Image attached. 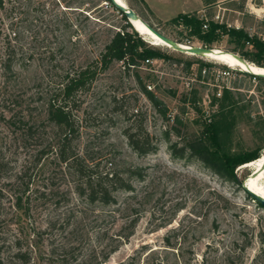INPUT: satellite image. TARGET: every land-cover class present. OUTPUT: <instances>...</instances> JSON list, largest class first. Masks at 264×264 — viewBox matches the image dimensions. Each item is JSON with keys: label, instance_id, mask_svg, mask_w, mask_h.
Masks as SVG:
<instances>
[{"label": "rangeland", "instance_id": "rangeland-1", "mask_svg": "<svg viewBox=\"0 0 264 264\" xmlns=\"http://www.w3.org/2000/svg\"><path fill=\"white\" fill-rule=\"evenodd\" d=\"M124 2L177 42L206 47L183 18L173 22L205 6L202 20L208 26L203 25V33L213 21L227 29L245 28L251 39L264 43V0ZM33 4L42 15L37 25L42 37L53 38L54 55L50 48L37 49L33 59L24 62L17 51L13 71L5 77L0 70V115H14L35 126L31 137L0 116V264H23L12 258L16 237L32 254L27 264H47L51 258L54 264H119L144 244L138 264H264V208L242 184L222 177L191 149L211 146L205 125L220 121V153L264 155V80L171 48L138 31L107 1ZM47 19L54 21L52 33ZM122 27L159 55L136 67L114 61L89 90L78 94L77 106L70 104L79 128L76 150L96 158L101 168L116 167L133 185L132 192L118 195L115 211L80 198L77 178L52 155L40 162L35 155L62 135L47 118L52 95L63 88L68 75L96 59ZM211 46L247 62L256 52L253 42L237 47L228 35ZM146 90L163 104L156 106ZM140 126L155 147L144 155L134 151L127 133ZM243 166L236 169L238 178L249 177L251 182L257 166ZM134 170L143 176H130ZM256 182L264 193V171ZM18 196L23 197L20 206ZM133 219L138 221L131 235Z\"/></svg>", "mask_w": 264, "mask_h": 264}, {"label": "trees", "instance_id": "trees-1", "mask_svg": "<svg viewBox=\"0 0 264 264\" xmlns=\"http://www.w3.org/2000/svg\"><path fill=\"white\" fill-rule=\"evenodd\" d=\"M32 1L0 0V70L1 74L5 77L13 71L17 51H20V60L24 62L33 59L37 54V49L45 48L48 51L51 49V57L54 55L53 47L50 44L53 38L50 34V38L48 36L42 37L43 33L37 26L42 15L39 14L38 4H33L31 7ZM100 1H107L125 20H128V17L123 11L118 9L111 0ZM30 11L34 12L33 17H31ZM180 18H183L184 23L191 27V34L197 35L206 47L211 48L213 42L221 40L223 35H228L230 41L237 47H244L247 42H253L256 52L251 55L253 57V63L248 61V64L264 67L263 41L256 37L251 39L249 33L244 29H227L226 25H220L212 21L209 30L203 33L202 27L205 23L197 14L190 16L181 14L173 19V22H178ZM46 25L48 33L55 31L54 21H48L47 19ZM158 55V53L151 49H147L144 46L143 40L134 37L132 32L128 31L126 27H122L115 33L112 40L105 46V49L99 56L85 67L77 70L72 76L68 75V80L63 85V88L54 93L50 99L47 118L55 126L56 130L62 132V135H59V139L55 144L45 145L44 148L38 150L35 158L37 162H40L52 155L54 160H57L60 165L64 166L70 174L77 178L78 195L88 203L114 207L117 208L115 209L116 211L118 210L119 204L118 195L122 191L132 192L134 189L133 185L124 178L119 169L116 167L108 169L101 168L100 161H96L94 157L89 159L90 157L81 155L74 147L73 143L78 137L79 129L72 114L73 106H77L76 97L80 92L89 90L97 76L108 69L114 61H123L129 67H136L141 61L151 59ZM255 77L264 80L262 76L255 75ZM146 93L156 106L163 104L152 92L146 90ZM223 113L221 117L226 120L227 116ZM0 116L3 120L11 122L16 128L25 131L26 135L31 137L35 135V132H33L35 126L30 125L24 119L19 118L17 120L14 115L7 118L4 113H1ZM222 127L223 125L220 121L216 124H206L204 132L211 139L212 145H202L201 148L192 145L191 149L194 150L195 154L204 163L213 168L222 177L241 186V181L236 172L237 167L258 160L264 155L260 156L255 151L234 155L220 153L219 140L224 130ZM140 132H144L145 135H141ZM127 133L129 143L135 152L144 155L154 151L155 147L151 145L150 135L145 132L142 126L139 127V131L131 132V130H128ZM212 146H215V151L214 149L212 150ZM21 174V179H23L27 174L26 167ZM133 175L143 176L142 173H138L136 170L130 172V176ZM243 189L248 196L263 207L245 188ZM22 201L23 197L18 196L17 206L22 205ZM137 221L138 219L131 221L133 228L131 235L134 233ZM12 242L14 248L12 258L22 259L23 264L31 262L32 254L29 249H24L20 238L16 237ZM146 247L147 244L142 245L141 250L137 249L134 255L129 256L119 264H138L141 251ZM117 248L115 247L112 252L116 251ZM227 258L229 260L230 257ZM162 262L158 261L156 264H162ZM47 264H54L52 258L49 259V263Z\"/></svg>", "mask_w": 264, "mask_h": 264}, {"label": "bare ground", "instance_id": "bare-ground-1", "mask_svg": "<svg viewBox=\"0 0 264 264\" xmlns=\"http://www.w3.org/2000/svg\"><path fill=\"white\" fill-rule=\"evenodd\" d=\"M120 3L126 4L124 2V0H118ZM132 24L135 26V28L148 35L151 37H154L158 40H160L162 43L170 46L171 48L172 45H170L169 43H167L165 40H163L161 37H159L156 33H154L149 27L148 25L142 20V19H136V20H132ZM180 43L182 46H189V44H184L181 42ZM211 51H207L204 52V54L202 56H205L207 58H210L211 60H217L220 62H223L224 64H227L229 66H233V67H239L244 71H250L251 73H264V67H260V66H254L251 64H248L247 60L242 59L241 57H239L238 55L234 54L236 57L227 54L226 52H224L223 50H217L215 48H211ZM191 54V53H189ZM252 164H256L257 169L255 171H252L251 175L254 176L253 180L251 182L248 181L249 177L246 179V185H248L253 191H255L256 193L263 195L264 193L262 191V189L260 188V185L258 184L257 181V176L262 173L264 171V156L262 158H260L258 161L254 160L252 162L246 163V165H252ZM244 164V166H246ZM243 166V167H244Z\"/></svg>", "mask_w": 264, "mask_h": 264}, {"label": "water", "instance_id": "water-1", "mask_svg": "<svg viewBox=\"0 0 264 264\" xmlns=\"http://www.w3.org/2000/svg\"><path fill=\"white\" fill-rule=\"evenodd\" d=\"M112 3L118 7V9H120L121 11H123V13L128 17V20L132 23V20H136V19H141L140 16L137 14V12L132 9L126 2V4L120 3L118 0H111ZM145 22V21H144ZM146 23V22H145ZM148 25V27L154 32L156 33L159 37H161L163 40H165L167 43H169L170 45H172V47L177 50L180 51L182 53H186V54H194V55H203L204 52L207 51H211V48L208 47H203V46H182L180 43H178L177 41L173 40L172 38L168 37L167 35H165L164 33H162L161 31H159L158 29H156L155 27L149 25L148 23H146ZM248 73H251L250 71H246ZM254 75H259L264 77V73H252ZM242 186L246 189V191H248L257 201H259L264 208V196L260 195L258 193H256L255 191H253L248 185H246V180L245 181H241Z\"/></svg>", "mask_w": 264, "mask_h": 264}, {"label": "crops", "instance_id": "crops-1", "mask_svg": "<svg viewBox=\"0 0 264 264\" xmlns=\"http://www.w3.org/2000/svg\"><path fill=\"white\" fill-rule=\"evenodd\" d=\"M204 7H205V6H203L202 8H199L198 11H197V12H198L197 15L199 14L198 16L201 17V18H203L202 13H204V11H206V9H205ZM203 8H204V9H203ZM205 15H206V14H205ZM205 15H204V16H205ZM237 23H240V22L237 21ZM236 27H237V28H241L240 25H236ZM243 29H245V28H243Z\"/></svg>", "mask_w": 264, "mask_h": 264}, {"label": "built area", "instance_id": "built-area-1", "mask_svg": "<svg viewBox=\"0 0 264 264\" xmlns=\"http://www.w3.org/2000/svg\"><path fill=\"white\" fill-rule=\"evenodd\" d=\"M205 26L207 27L208 25L205 24ZM229 72H230V70H224L222 73H223V74H228Z\"/></svg>", "mask_w": 264, "mask_h": 264}]
</instances>
